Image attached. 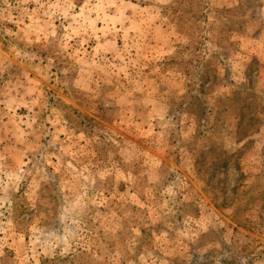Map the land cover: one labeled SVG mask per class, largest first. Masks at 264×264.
I'll return each instance as SVG.
<instances>
[{
  "label": "rangeland",
  "instance_id": "obj_1",
  "mask_svg": "<svg viewBox=\"0 0 264 264\" xmlns=\"http://www.w3.org/2000/svg\"><path fill=\"white\" fill-rule=\"evenodd\" d=\"M0 264H264V0H0Z\"/></svg>",
  "mask_w": 264,
  "mask_h": 264
}]
</instances>
